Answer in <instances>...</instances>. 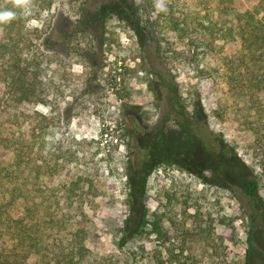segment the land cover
Instances as JSON below:
<instances>
[{
	"label": "rangeland",
	"instance_id": "rangeland-1",
	"mask_svg": "<svg viewBox=\"0 0 264 264\" xmlns=\"http://www.w3.org/2000/svg\"><path fill=\"white\" fill-rule=\"evenodd\" d=\"M133 1L0 0V163L37 264H264V48L234 12L264 0Z\"/></svg>",
	"mask_w": 264,
	"mask_h": 264
},
{
	"label": "trees",
	"instance_id": "trees-1",
	"mask_svg": "<svg viewBox=\"0 0 264 264\" xmlns=\"http://www.w3.org/2000/svg\"><path fill=\"white\" fill-rule=\"evenodd\" d=\"M129 12L134 11L135 3L133 0H120ZM235 17L239 22V29L242 38L244 40H250L252 38L257 44V48H264V13L259 17H255L253 12L242 10H235ZM245 18L242 24L241 20ZM4 23H0L3 26ZM159 77L166 87L168 92V98L175 113L177 122L182 127H190L192 125V118L184 103L181 102V96L177 90V83L174 75L168 71V73H159ZM24 93V91H22ZM26 95L25 98H27ZM200 136H207L205 130L199 131ZM7 137H3L5 141ZM202 138V137H201ZM2 139V138H1ZM7 143V142H6ZM0 156L6 152L10 146L0 142ZM203 148L211 150L212 152H218L214 145L211 148L206 143L203 144ZM0 163V264H37V257L40 253V245L38 241L37 233L34 230L35 223L33 221H24L23 216L19 208H15V196L14 190H9L5 187V180L8 173ZM249 191L256 193L258 191L257 182L254 178H249L247 181ZM9 192V197L7 195ZM18 204V203H16ZM13 205V206H12ZM29 212V211H28ZM27 229L29 231H27ZM125 237L123 238V241ZM30 256H34L35 260L28 261Z\"/></svg>",
	"mask_w": 264,
	"mask_h": 264
},
{
	"label": "clouds",
	"instance_id": "clouds-1",
	"mask_svg": "<svg viewBox=\"0 0 264 264\" xmlns=\"http://www.w3.org/2000/svg\"><path fill=\"white\" fill-rule=\"evenodd\" d=\"M16 6L28 8L31 0H14ZM155 7L158 12L166 11V0H155ZM16 13L13 11H0V23L8 22L15 17Z\"/></svg>",
	"mask_w": 264,
	"mask_h": 264
}]
</instances>
